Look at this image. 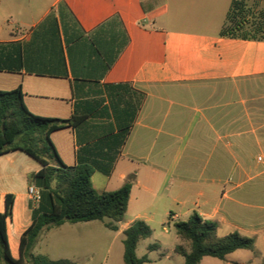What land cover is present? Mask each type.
<instances>
[{
	"label": "crops",
	"instance_id": "1",
	"mask_svg": "<svg viewBox=\"0 0 264 264\" xmlns=\"http://www.w3.org/2000/svg\"><path fill=\"white\" fill-rule=\"evenodd\" d=\"M233 1L53 0L38 14L12 16L2 13L9 0H0V43L18 44L24 63L21 70H0V91L21 86L27 108L39 116L85 118L51 136L66 165L77 163L80 148L127 128L137 99L144 95L107 176L111 180L121 162L127 164L117 177L119 188L135 174L127 211L134 207L136 215L111 230L116 235L110 247L120 240L122 259L124 231L137 219L149 225L154 205L163 201L174 225L197 212L217 223L219 237L238 231L255 238L253 249H238L219 259L223 264H264V182L256 189L247 187L264 176V156L257 159L263 170L256 175L246 166H231L234 147L239 153L254 146L264 149V41L220 35ZM235 1L244 5L238 33L256 34L264 24L259 0H249L252 17L246 16L248 0ZM73 17L76 25H71ZM15 57L10 55L11 60ZM196 101L201 103L194 105ZM168 103L177 107L171 111ZM205 149L214 155L212 166L196 177L194 155ZM40 170V163L22 150L0 156L1 213L7 195L14 197L12 216L6 220L14 259L20 258L22 235L32 225V207L38 206L29 187L35 185L31 176ZM223 174L229 187L222 191L216 186ZM170 182L179 184L173 193L166 191ZM149 197L148 206L140 210ZM68 224L73 223L43 232L34 252ZM220 229L226 234L219 235ZM186 244L178 245L189 251ZM215 259L206 256L200 264H219Z\"/></svg>",
	"mask_w": 264,
	"mask_h": 264
},
{
	"label": "trees",
	"instance_id": "2",
	"mask_svg": "<svg viewBox=\"0 0 264 264\" xmlns=\"http://www.w3.org/2000/svg\"><path fill=\"white\" fill-rule=\"evenodd\" d=\"M244 5L233 1L227 15L228 25H224L220 35L230 38L264 41V24L255 30L256 34H239V17L243 15ZM242 12V13H241ZM264 17V13L262 14ZM71 25H76L71 18ZM12 48L10 52L9 48ZM18 44L0 43V70L17 71L24 66L21 49ZM21 47V46H20ZM19 47V48H20ZM18 54V58L15 56ZM10 55L15 58L11 60ZM22 87L11 91H0V156L22 150L41 165V170L31 176L32 183L40 190L38 206L32 207V225L22 235L20 258L11 256L6 220L12 216L13 195L6 197V210L0 212V261L6 264H73L65 260H52L45 255L35 254L34 248L45 231L62 226L65 223L90 222L110 219L106 227L117 231L116 223L122 222L128 210L135 174L127 177L125 183L112 191H98L93 184L95 173L111 176L114 165L131 132L144 95L137 99L135 110L129 116L130 125L118 133H111L88 144L77 153V163L66 165L53 143L54 132L68 127H76L85 118L73 115L70 119L47 118L32 113L24 101ZM218 225L204 219L197 212L187 221L175 223L177 235L186 243L178 245L176 252L184 257V264H200L206 257L225 259L238 249H253L255 238L234 231L225 237L217 234ZM124 263L144 264L147 257H138L137 247L141 240L152 236L151 227L144 221L135 220L124 231ZM150 249L153 246L149 247Z\"/></svg>",
	"mask_w": 264,
	"mask_h": 264
},
{
	"label": "rangeland",
	"instance_id": "3",
	"mask_svg": "<svg viewBox=\"0 0 264 264\" xmlns=\"http://www.w3.org/2000/svg\"><path fill=\"white\" fill-rule=\"evenodd\" d=\"M52 1L53 0H9L7 4L5 3L2 6V13L3 15L10 14L12 16H16V14H24L31 11L38 14L43 11V9ZM247 5V9L250 11L246 10V16L252 17V2L248 0ZM258 9H264V0H259ZM225 25H228L227 21ZM210 102H214V100ZM199 103L201 102H193L194 105ZM166 107L167 109L173 111L177 106L170 105L168 103ZM210 151L211 149L200 150L198 153H196V155H194V176H200V171H202L204 167L212 166L211 163L213 161L212 159L214 155L211 154ZM217 152L219 153V150ZM226 155L228 158H230L228 152ZM259 156H264V149L254 146L249 148L246 153H239L234 147L232 149L231 166L234 170L240 166H246L249 168V171L252 175H256L258 172L263 170V163L258 162L257 160ZM206 162L208 163L206 164ZM244 162L247 163L244 164ZM125 164H127V162H121L119 164L118 170L111 180H109L110 178L103 174L96 173L92 178L94 187L98 191H101L105 188H119L118 186L120 185H118L119 183L117 177ZM263 180V175L259 178L255 177L247 184V187L256 189L259 183L262 185L264 182ZM171 182L167 184V193H173L178 189L179 184L176 182L174 185H172ZM216 187L222 191L229 187L228 183H225L224 174L222 183ZM151 200V197H149L146 199V201L141 202L139 209H145ZM171 210L176 211L177 209ZM135 213V208L131 207L125 215L124 222L131 220L136 215ZM153 217V221L149 223L152 229V236L138 244V257H149L151 259V262H145L144 264H181V262H183V257L177 253H173L172 248L178 244H185L186 242L178 238L175 225L172 221H170V218L167 214V204L163 203V201H159L157 204H155L153 209ZM187 220L188 217L180 219V221ZM107 221L111 220L108 218L102 221L98 220L95 222L96 224L79 222L77 226L68 224L69 226H67L65 230H56L53 235H51L48 239H45L34 253L45 255L52 260H65L73 264H125L120 255V240L115 241L113 247H110V243L115 237L116 233L103 226V223ZM165 229H167V232ZM224 234H226L225 231L220 229L219 235ZM96 236L99 237L98 241L93 239ZM188 245L189 243L186 244V246ZM148 246H153V248L150 249ZM170 253H172V257L168 258L167 255ZM215 261L219 264L224 263L219 259H215ZM0 264L6 263L0 261ZM248 264L251 263L248 262Z\"/></svg>",
	"mask_w": 264,
	"mask_h": 264
},
{
	"label": "built area",
	"instance_id": "4",
	"mask_svg": "<svg viewBox=\"0 0 264 264\" xmlns=\"http://www.w3.org/2000/svg\"><path fill=\"white\" fill-rule=\"evenodd\" d=\"M29 194H30L33 201L39 203V201L41 199V194H40V190L37 186L31 185L29 187Z\"/></svg>",
	"mask_w": 264,
	"mask_h": 264
}]
</instances>
